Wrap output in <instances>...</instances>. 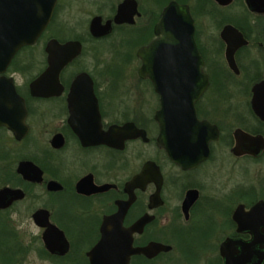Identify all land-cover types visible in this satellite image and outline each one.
Wrapping results in <instances>:
<instances>
[{
  "label": "flooded vegetation",
  "instance_id": "af4514ba",
  "mask_svg": "<svg viewBox=\"0 0 264 264\" xmlns=\"http://www.w3.org/2000/svg\"><path fill=\"white\" fill-rule=\"evenodd\" d=\"M170 2L188 7L199 56L142 77L138 52ZM49 40L79 52L38 95ZM150 75L211 134L190 167L157 144ZM119 229L146 249L128 264H264V0H57L0 72V264H103V230L119 264Z\"/></svg>",
  "mask_w": 264,
  "mask_h": 264
},
{
  "label": "water",
  "instance_id": "95a60500",
  "mask_svg": "<svg viewBox=\"0 0 264 264\" xmlns=\"http://www.w3.org/2000/svg\"><path fill=\"white\" fill-rule=\"evenodd\" d=\"M56 1L0 0V72L6 68L20 47L35 43L50 21ZM123 7V4L118 7L116 21L122 15ZM164 26L167 27V32L162 30ZM155 33L159 36L138 52L142 59L139 68L140 76L153 72L154 68L159 71L165 63L172 69H176L181 64L188 66L192 62L191 58L199 56L193 38L192 18L186 5L170 2L155 27ZM45 52L48 65L32 83L33 93L38 95L50 94V79H57L60 69L79 52V43L75 41L59 43L49 40ZM150 63L153 65L150 66ZM151 78L154 81L155 90L161 96L162 104L155 114L160 127L157 144L164 148L169 158L175 163L190 167L194 164L193 161L207 155L211 134L204 131V123L196 119L192 101L183 103L182 108L179 107L175 94L171 96L165 93V88L170 86L161 83L160 77L151 76ZM77 79H89V77L83 73ZM6 94L8 95L6 103L12 101V98L16 100V107L12 110L26 112L23 100L16 94L13 85L9 86ZM8 126L13 128L11 124ZM117 232V245L120 249L117 260L119 264H128L131 252L146 250L145 248L132 249L131 230L119 229ZM112 233L114 231L103 230L97 245L103 253V264L114 262L112 255L110 254L108 258L106 254L107 248L112 249L115 246L112 242ZM92 260L94 262V258Z\"/></svg>",
  "mask_w": 264,
  "mask_h": 264
},
{
  "label": "rangeland",
  "instance_id": "374dc122",
  "mask_svg": "<svg viewBox=\"0 0 264 264\" xmlns=\"http://www.w3.org/2000/svg\"><path fill=\"white\" fill-rule=\"evenodd\" d=\"M78 6H79V3L78 1H76L74 2V6L72 8H79ZM43 46H44V41L40 42L39 45L33 50V53L37 55L36 63L41 64V65L45 63V54L43 51ZM19 81H21V78Z\"/></svg>",
  "mask_w": 264,
  "mask_h": 264
}]
</instances>
